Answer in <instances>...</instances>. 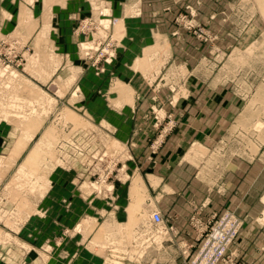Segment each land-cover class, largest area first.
Here are the masks:
<instances>
[{
  "label": "rangeland",
  "instance_id": "1",
  "mask_svg": "<svg viewBox=\"0 0 264 264\" xmlns=\"http://www.w3.org/2000/svg\"><path fill=\"white\" fill-rule=\"evenodd\" d=\"M144 4L165 29L141 26ZM183 33L195 41V75L171 56ZM192 78L195 94L206 93L195 112L219 110L207 100L219 91L238 105L209 163L237 154L264 168L256 0H0V264L164 263L175 228L150 219L159 200L128 129L154 130V153ZM208 83L223 89H198ZM224 215L236 233L219 255L207 240ZM243 224L230 210L214 215L184 264H242L229 248Z\"/></svg>",
  "mask_w": 264,
  "mask_h": 264
},
{
  "label": "crops",
  "instance_id": "2",
  "mask_svg": "<svg viewBox=\"0 0 264 264\" xmlns=\"http://www.w3.org/2000/svg\"><path fill=\"white\" fill-rule=\"evenodd\" d=\"M148 7L144 4L138 17V22L143 23L141 26L165 29L166 21L150 18ZM172 42L176 43L175 50L171 51L175 63L195 75L194 39L183 33ZM183 85L189 98L178 102L182 112L175 114L176 127L154 153L150 148L154 130L132 131L133 126L128 129L136 168L144 174V186L158 196L160 214L175 228L164 241L161 258L165 262L160 264H184L186 255L194 251L200 240L202 226L224 210L244 218L229 251L242 264H251L248 261L264 264V168L258 162L259 165L249 164L247 158L237 154L216 163H209L206 155L239 116L238 105L235 101L228 104V95L219 91L208 93L207 98L219 110L195 112V100L205 99L206 93L195 94V78ZM215 88L223 89L215 83L198 87ZM222 101L225 104L219 103Z\"/></svg>",
  "mask_w": 264,
  "mask_h": 264
},
{
  "label": "built area",
  "instance_id": "3",
  "mask_svg": "<svg viewBox=\"0 0 264 264\" xmlns=\"http://www.w3.org/2000/svg\"><path fill=\"white\" fill-rule=\"evenodd\" d=\"M150 219L154 225H161L163 223V217L162 215L154 211L150 215ZM236 233V224L234 221L232 222V219L230 215H224L219 222V225L213 230V233L209 236L207 243L211 245L212 247H215L216 249L221 248V251L219 252V255H222L226 245L231 240V238ZM218 259V258H217ZM215 260L210 259H200V261H205L202 264H214ZM195 261V259H194Z\"/></svg>",
  "mask_w": 264,
  "mask_h": 264
},
{
  "label": "bare ground",
  "instance_id": "4",
  "mask_svg": "<svg viewBox=\"0 0 264 264\" xmlns=\"http://www.w3.org/2000/svg\"><path fill=\"white\" fill-rule=\"evenodd\" d=\"M256 2H257L259 12L262 15V17L264 18V0H256ZM33 152H34V150H32L29 154H34ZM28 163H32V162L28 161ZM131 221H133V220H131Z\"/></svg>",
  "mask_w": 264,
  "mask_h": 264
}]
</instances>
